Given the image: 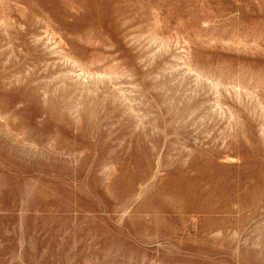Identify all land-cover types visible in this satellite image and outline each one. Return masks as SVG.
<instances>
[{"label": "rangeland", "instance_id": "1", "mask_svg": "<svg viewBox=\"0 0 264 264\" xmlns=\"http://www.w3.org/2000/svg\"><path fill=\"white\" fill-rule=\"evenodd\" d=\"M0 264H264V0H0Z\"/></svg>", "mask_w": 264, "mask_h": 264}]
</instances>
